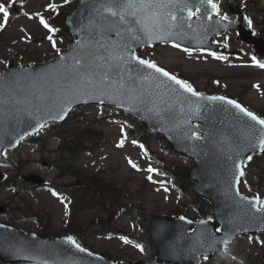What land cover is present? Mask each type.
<instances>
[{
  "label": "water",
  "instance_id": "water-1",
  "mask_svg": "<svg viewBox=\"0 0 264 264\" xmlns=\"http://www.w3.org/2000/svg\"><path fill=\"white\" fill-rule=\"evenodd\" d=\"M227 1L230 12L237 16L235 21L211 17L214 10L206 0H183L171 9L176 16V20L169 18L172 34L161 40L144 36L138 28L128 31L118 17L102 10L98 13L99 0H80L67 17L73 37L78 36L77 43L72 40L58 58L30 66L11 64L0 72V151L15 148L47 122H63L78 105L120 107L151 132L166 137L175 151L195 161L188 172L196 181L192 187L212 199L214 205L213 222L180 216L144 218L141 226L150 247L148 259L155 256L158 262L194 264L202 254L212 256L236 234L264 231V210L258 208L256 198L241 195L238 188L243 161L260 147V126L231 105L207 96H191L130 59L147 43L172 42L213 50L216 44L210 38L231 29L263 54L264 41L251 35L237 1ZM197 9L199 13L193 16ZM147 22L151 23L150 17ZM110 53L127 62L110 59ZM193 132L203 136L196 139ZM217 226L221 228L219 233L215 231ZM0 261L114 264L87 250L80 252L66 238L39 237L2 224Z\"/></svg>",
  "mask_w": 264,
  "mask_h": 264
},
{
  "label": "rangeland",
  "instance_id": "rangeland-1",
  "mask_svg": "<svg viewBox=\"0 0 264 264\" xmlns=\"http://www.w3.org/2000/svg\"><path fill=\"white\" fill-rule=\"evenodd\" d=\"M76 1L68 0L67 3H64V0H15L14 6L18 7V10L14 12L12 10L14 6L9 8L10 25L3 32L0 29V69L6 68L11 63V58L14 59L12 62L19 63L18 60L22 59L24 60L21 62L22 64H30L32 62L27 61L29 58H33L34 61H41L61 54L65 50L62 48L63 43L53 37L56 42V48H53L52 42L47 38L53 34L40 24L34 14L44 12L51 15L54 11L47 9L46 6L49 3H55L67 14L71 10L68 9L70 5ZM0 2H8V0H0ZM239 3L246 5L251 16L260 24L263 23L260 26L263 28L264 0H239ZM2 20L3 16L0 14V21ZM234 36V33H229L216 39L220 44V50L226 49L235 56L230 60L216 59L208 52L189 53L169 45L145 49L143 56L166 67L171 72L179 71L189 77L199 91L206 85H209V90H211L212 87L220 84V88H227L230 94L235 95L241 91L243 85L254 83V88L243 93L242 103L249 104L252 108H261L264 106V71L260 72L253 66L245 65L253 53L252 46L233 39ZM243 57L244 59H242ZM84 113V116L75 118L71 123L63 126L47 125L40 133L41 142L45 143L44 146L23 145L14 151L11 157L15 163L21 164L24 174L36 172L53 181L56 179L62 184L70 183L74 179L72 177L62 179L61 173L64 176L68 175L63 172V166L69 164L83 169L84 172L101 171L104 176L116 178L125 186L130 201L135 204L117 206V208L104 205L95 208L86 206L79 211V218L86 224L83 231L87 229L83 233L81 230L79 232L87 240V245L83 243L85 246L101 254H110L108 257L125 263L137 261L146 255L137 245L126 243L125 236L128 234L141 235L138 222L142 215H170L169 212L179 209L182 212L185 211L186 216L191 219L210 218V204L207 200L199 198V201H195L193 204L190 200L181 197L182 193L178 187L168 182H172V178H163L152 171H148V167L166 162L175 166L190 167L191 162L189 160L177 154L171 153L170 155L169 151L164 149L165 143L161 142L156 135H148L152 155L147 157L141 144H134L133 139L123 138V129L130 127V125L125 124L123 126L105 120L98 123L100 119L115 114L109 108L89 106L85 108ZM87 125L95 126L103 131L105 140L101 143L102 147L95 150L93 155L84 153L65 156L58 154L60 140L55 134ZM140 133L142 134V132ZM29 159L33 161L28 162ZM261 160L258 159V161ZM129 161L132 163L130 164ZM47 162L50 163L48 166ZM132 164H135L136 167H133ZM7 167L10 166L4 168L8 170ZM17 167L10 169L12 172L8 174L9 177L14 178L15 173H19V171L15 172ZM248 169L250 179L255 181L257 180L256 175L252 174L261 173V171L263 173L264 164L261 170H258L255 164L254 166L249 165ZM261 182L264 184V181ZM9 185L4 184L0 187V206L4 208L5 205L6 208L0 213V221L12 223L28 232H38L36 218L32 216V213L36 209L49 210L52 218V232L62 231L63 220L67 213L65 205L68 201L66 198L56 196L46 188L36 187V189L25 191V194L18 196L15 190L21 188L20 182L15 189L10 188ZM241 189L243 192L249 193L248 189L242 185ZM261 191L264 193L263 187ZM193 197L194 194L192 193ZM10 207L13 211L9 210ZM104 226L114 232L121 233L122 236H110L107 231L98 235L96 231L103 229ZM263 260L264 235L257 239L246 235L236 238L221 253L199 264H239L242 261H247L248 264H259Z\"/></svg>",
  "mask_w": 264,
  "mask_h": 264
},
{
  "label": "snow or ice",
  "instance_id": "snow-or-ice-1",
  "mask_svg": "<svg viewBox=\"0 0 264 264\" xmlns=\"http://www.w3.org/2000/svg\"><path fill=\"white\" fill-rule=\"evenodd\" d=\"M68 0H64V3H67ZM205 0H201V3H204ZM206 2L211 6V8L217 12L219 9L217 5L213 3V0H206ZM182 4L183 0H99V8H97V12L100 13L101 10L103 12L109 13L113 17H118L119 22L126 25L128 31H134L137 28L143 33L144 36L152 39H164L165 35L172 34V27L173 25L170 24L169 18L171 20H176V16L172 14L171 9L176 7L177 4ZM15 4V0H8V2H0V14L3 16V20L0 21V29H3L8 21H9V8L13 7ZM186 7V5H183ZM48 10L56 11L57 5L55 3H49L47 6ZM182 10V9H181ZM199 11V9H197ZM192 15V12L189 11V16ZM36 16L39 18L40 24L47 29V31L51 34H55L57 31L56 28L51 26L47 20L44 19L39 13H36ZM151 18V23L149 24L148 18ZM222 19H227V17H222ZM249 26H251V21H248ZM52 42V47L56 48V42L53 39V35H49L47 37ZM174 47H179V45H173ZM227 46V45H225ZM57 51H59L57 49ZM185 52H189L190 50L185 48ZM216 59H226V57L216 56V53H210ZM110 59H115L121 63L127 62L123 57L114 56L113 54H109ZM131 61L137 62L139 65L146 67L147 69L153 70L155 73H158L160 76L167 78V80L174 82L178 85L181 89L184 90L186 93H190L191 96H201V93L195 91L190 83L185 80L179 79L177 76L171 74L163 67L158 66L155 62L142 59L136 56L134 53L130 56ZM255 59V58H253ZM261 68H264V64L258 65ZM148 79L152 78L151 73H149ZM123 87V85H121ZM207 99L213 101H220L222 103H226L231 105L233 108L237 109L240 113H242L245 117L249 120L254 121L256 125L260 126L259 130V146L260 151L264 152V119H261L253 112L249 111L237 101L232 99H227L225 97H208ZM64 117L61 116L60 119ZM253 131H255L253 129ZM192 135L199 139V136L196 135L195 132ZM122 143V142H121ZM135 144L136 142L133 141ZM141 147H143L141 145ZM255 147V145H253ZM247 160H252V156H248ZM131 164L132 162L129 161ZM133 167H136L135 164H132ZM239 167V166H238ZM149 172L154 171L153 169L149 168ZM243 170L240 171V176H243ZM151 179V177H149ZM166 190V189H165ZM256 202L260 205V208H264V202L260 200L259 197L256 198ZM255 207V205H253ZM259 210V209H258ZM66 240L69 244H72L76 249L80 252L86 251L83 247H81L76 241L73 239L72 236L66 237ZM126 243L128 241H125Z\"/></svg>",
  "mask_w": 264,
  "mask_h": 264
},
{
  "label": "trees",
  "instance_id": "trees-1",
  "mask_svg": "<svg viewBox=\"0 0 264 264\" xmlns=\"http://www.w3.org/2000/svg\"><path fill=\"white\" fill-rule=\"evenodd\" d=\"M61 16H58L56 20H60ZM55 22V19H54ZM50 25L53 23L51 21L48 22ZM64 30V27H63ZM63 35L61 36L64 41L69 39L68 34L64 30ZM80 110V109H79ZM75 116L72 115L73 119ZM124 120H128L122 116ZM104 139V134L96 130L92 127H86L84 129H79L71 132L67 139L62 141V147L68 151L72 152H89L93 153L95 149L100 147L101 141ZM167 167V166H166ZM168 166L167 170L169 173H172L176 178H183L186 181L185 172L186 169ZM83 182L87 184L86 188H79L73 191L72 197L75 202L79 201V203L74 205V212L71 214L70 223L75 226L80 224L77 220V216L75 211L77 209L83 208L84 206L92 207L94 205L99 206L100 200L103 203L110 204L112 206L123 205L127 203L128 196L126 194V189L119 183V181L113 180V178H105L101 173H91V172H83L80 174ZM86 204V205H85ZM42 232L45 233L43 230Z\"/></svg>",
  "mask_w": 264,
  "mask_h": 264
},
{
  "label": "flooded vegetation",
  "instance_id": "flooded-vegetation-1",
  "mask_svg": "<svg viewBox=\"0 0 264 264\" xmlns=\"http://www.w3.org/2000/svg\"><path fill=\"white\" fill-rule=\"evenodd\" d=\"M262 183L260 182L259 184H258V187L261 185Z\"/></svg>",
  "mask_w": 264,
  "mask_h": 264
}]
</instances>
